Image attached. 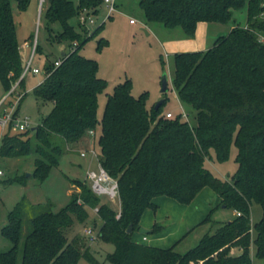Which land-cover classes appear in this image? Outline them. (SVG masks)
Returning a JSON list of instances; mask_svg holds the SVG:
<instances>
[{
    "label": "trees",
    "instance_id": "obj_1",
    "mask_svg": "<svg viewBox=\"0 0 264 264\" xmlns=\"http://www.w3.org/2000/svg\"><path fill=\"white\" fill-rule=\"evenodd\" d=\"M32 1L0 0V83L5 93L16 82V88H23L24 80H19L22 58L12 2L18 12H25ZM42 2L47 41L63 44L64 53L59 66H54L55 60L45 63V78L33 89L37 99L52 104L41 124L33 131H16L18 136L31 134L25 140L11 136L9 126L1 140L0 156L36 155L30 175L7 181L21 185L29 177L43 180L58 165L67 144L76 143L89 131L95 133L97 96L107 85L96 76V61L78 54L103 25L88 35L70 23L84 10L95 15L102 0ZM139 7L147 22L168 29L180 27L188 37L194 36L199 22L232 21L229 32L217 37L209 49L174 54L172 84L179 101L194 113L195 124L190 125L180 114L162 116L164 99L157 109L146 108V93L134 98L129 80L115 85L99 123L98 162L117 182L119 216L84 181L73 180L77 191L71 192L63 208L30 219L31 230L21 249V207L16 205L8 213L0 234L11 247L0 251V264H18V258L20 264H76L80 257L89 264H102L79 238L68 241L65 234L74 222L85 221L87 208L95 207L103 221L99 237L114 246L105 256L112 264H251L253 202L262 210L254 225L253 242L255 255L264 264V0H139ZM241 10L245 12L242 26L233 18ZM56 25L59 29H54ZM106 44L101 38L96 49ZM39 51L37 43L35 53ZM231 144L236 148L237 168L228 184L214 177L204 161L212 149L223 162ZM204 187L220 197L224 208L239 215L219 225L213 234L204 235L183 254L175 252L173 245L161 248L131 239L140 228L143 212L155 208L153 198L165 196L188 204ZM155 231L156 227L149 232ZM231 249L236 252L230 253Z\"/></svg>",
    "mask_w": 264,
    "mask_h": 264
},
{
    "label": "rangeland",
    "instance_id": "obj_2",
    "mask_svg": "<svg viewBox=\"0 0 264 264\" xmlns=\"http://www.w3.org/2000/svg\"><path fill=\"white\" fill-rule=\"evenodd\" d=\"M77 4V0H71ZM43 2L34 0L25 12H18L15 3L12 2L16 37L19 44L36 37L40 46V53H35L32 66L43 69L45 63L59 59L63 44L49 43L47 32L44 29L41 11ZM116 11L109 16L107 8L103 3L99 5L97 13L88 14L82 11L78 17L70 20L76 31H92L99 25H103L100 32L88 39L78 51V54L97 63L96 76L106 81V88L97 96L96 119L97 129L93 135L85 134L76 143H69L65 146V152L61 155L58 165L52 167L47 176L39 181L35 178H27L25 185L15 182H7L15 177L30 175L34 170L35 154L20 155L16 157L0 156V229L7 224L8 213L19 205L22 210V234L20 249L25 236L30 232V219L42 212H57L69 201L70 192L77 191L72 185L73 180L84 181L87 185V172L98 171V158L100 157L99 147V123L105 107L108 94H111L115 85L130 81V94L138 98L146 93V108L154 107L156 103L164 99L161 106V115L170 112L172 116L184 113L182 117L190 125L195 124L194 113L183 105L174 90L172 78L174 74L173 57L175 53L203 51L212 47L219 36L226 35L232 21L226 24L207 23L205 34V45L199 49V41L196 29L193 37H188L180 27L168 29L160 23L147 22L139 7V0H115ZM93 16H92V15ZM83 15L84 20H81ZM91 17L93 22L88 21ZM236 24H245V12L236 11L233 14ZM129 20H133L130 24ZM89 23V24H86ZM77 24H80L79 28ZM54 29H59L56 25ZM200 31V30H199ZM106 40L107 44L100 50L96 49L100 39ZM201 48V49H200ZM31 49V48H30ZM30 49L25 51L22 64L30 54ZM163 74L168 81V89L161 93V77ZM44 74H28L23 80L22 87L16 88V93H24L20 103L19 116L27 117L31 129L41 124L42 118L52 108L51 103L41 102L34 96L33 89L44 80ZM15 83L12 85V87ZM6 95L0 83V100ZM13 137H20L23 140L27 136H18L12 129L10 134ZM3 138V137H2ZM2 143L0 141V148ZM92 151L95 153L93 156ZM81 153L83 155L81 156ZM204 167L209 170L217 179L231 183L237 168L236 148L230 145L226 160L220 162L216 159L214 150H209L204 161ZM110 206L116 213L119 211V199L107 200L99 198ZM154 209H146L140 217V228L148 230L141 233L135 230L131 239L138 243L153 242L154 237L161 234V238L155 245L161 248H168L173 245V250L183 254L200 243L206 234H213L219 225L229 222L235 215L231 209L221 205L220 197L209 187H204L188 204H180L175 200L158 196L152 199ZM262 216L259 204L252 203L250 206V230H249V258L251 264H263V261L255 255V229L254 225ZM103 221L93 208H87V218L84 222H74L73 226L66 230L68 241L79 238L84 248L89 249L94 257L102 264H112L105 259L106 254L112 253L114 246L110 242L102 241L99 237V230ZM156 227L157 231L150 233ZM92 229L96 234L92 241L85 236L86 229ZM139 228V229H140ZM142 237L148 238L147 241ZM11 247L8 240L0 234V251H6ZM21 252V251H20ZM231 249L230 253H235ZM20 257V256H19ZM20 264V258H18ZM76 264H89L83 258H78Z\"/></svg>",
    "mask_w": 264,
    "mask_h": 264
},
{
    "label": "built area",
    "instance_id": "obj_3",
    "mask_svg": "<svg viewBox=\"0 0 264 264\" xmlns=\"http://www.w3.org/2000/svg\"><path fill=\"white\" fill-rule=\"evenodd\" d=\"M43 1V0H42ZM102 3L107 8V15L109 16L114 11H116V5L115 0H102ZM85 11V10H84ZM81 20H84L83 15H81ZM89 22H93L91 17H88ZM37 45L36 37L34 41H32L30 54L26 58L25 63L22 64V72L19 77V80L25 79L28 74L36 75V74H44V70H40L38 67H33L32 62L35 55V47ZM64 50V48H63ZM64 53V52H63ZM61 59H57L54 61V66L57 67L61 63ZM18 80V81H19ZM16 86L17 82L13 87L10 88L8 92H6V95L3 97V99L0 101V141L2 140V137L6 131V129L11 126L13 130L17 132H23L28 129H30V122L27 117H20L19 116V102L21 98L23 97L24 93H16ZM14 96V97H13ZM166 118L172 117V113L167 112L165 113ZM181 116L185 117L186 114L181 113ZM90 135H93V131L88 132ZM93 156H95V153L92 151ZM83 153H81V156ZM0 174L1 171H0ZM87 179L89 180V188L91 192L96 195L97 197H105L107 200H115L118 199V191H117V182L112 179L107 172L100 166L98 162V171H89L87 172ZM79 204H82L83 202L81 200H78ZM93 211L95 213L98 212V207L93 208ZM236 215H239L238 212H235ZM119 216V211L116 214V217ZM85 236L88 237L90 240L95 239V233L92 231V229H86L84 231ZM145 239V237H143Z\"/></svg>",
    "mask_w": 264,
    "mask_h": 264
},
{
    "label": "crops",
    "instance_id": "obj_4",
    "mask_svg": "<svg viewBox=\"0 0 264 264\" xmlns=\"http://www.w3.org/2000/svg\"><path fill=\"white\" fill-rule=\"evenodd\" d=\"M33 2V1H32ZM32 2L30 3V4H32ZM30 6V5H29ZM117 10V9H116ZM133 20H129V22H130V24H133V22H132ZM207 23L206 22H199L197 25H196V33L198 34V37H199V41H198V44H197V46H198V48H196L195 46H192L193 48V50L194 49H199V47H202V45H203V43H204V45L206 44L205 43V34H204V31H205V29H206V25ZM200 30V31H199ZM32 41H33V38H31L30 40H26V41H24L22 44H20V55H21V58H22V60H23V56H24V53H25V51H28L29 49H30V47H31V44H32ZM201 49V48H200ZM62 50H63V47H62ZM204 51V50H203ZM62 54V53H61ZM3 99V97L1 98V100ZM0 100V101H1ZM19 108H20V105H19ZM19 113V112H18ZM70 194H71V192H70ZM235 212V211H234ZM161 234H157L155 237H154V239H153V242L151 241V242H149V243H146V244H148V245H152V246H157V245H155L156 243H157V241L159 240V238H161V236H160ZM142 240H143V237H142ZM145 241H147L148 240V238H146L145 237V239H144ZM158 247V246H157Z\"/></svg>",
    "mask_w": 264,
    "mask_h": 264
},
{
    "label": "water",
    "instance_id": "obj_5",
    "mask_svg": "<svg viewBox=\"0 0 264 264\" xmlns=\"http://www.w3.org/2000/svg\"><path fill=\"white\" fill-rule=\"evenodd\" d=\"M40 2H42V0H40ZM63 55V52H62ZM168 89V81L166 76L163 74V76L161 77V93H165ZM163 100H160L158 103H156V105L154 106V109H157L161 104H162ZM35 128V127H34ZM34 128H32V131L34 130ZM130 228L128 229V232H130ZM139 231L141 233H146L148 232V230L140 228Z\"/></svg>",
    "mask_w": 264,
    "mask_h": 264
}]
</instances>
